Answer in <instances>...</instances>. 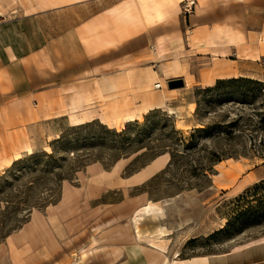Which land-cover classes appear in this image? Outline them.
<instances>
[{"label":"rangeland","instance_id":"1","mask_svg":"<svg viewBox=\"0 0 264 264\" xmlns=\"http://www.w3.org/2000/svg\"><path fill=\"white\" fill-rule=\"evenodd\" d=\"M40 7L0 0V15ZM175 59L178 68L159 84L164 93L171 80L184 86L137 120L18 122L7 138L9 124L0 126V221L10 230L0 237V264H146L142 251L182 259L264 239V186L246 193L264 181V91L191 87L189 59ZM144 94L161 89L148 85ZM54 174L64 180L53 201L32 210L19 204L45 196ZM33 177L40 180L30 186Z\"/></svg>","mask_w":264,"mask_h":264},{"label":"crops","instance_id":"2","mask_svg":"<svg viewBox=\"0 0 264 264\" xmlns=\"http://www.w3.org/2000/svg\"><path fill=\"white\" fill-rule=\"evenodd\" d=\"M183 1L41 0L33 12L0 15L6 138L18 122L107 125L162 109L178 95L159 84L166 69L178 68L175 57L189 59L191 87L231 78L264 82V0H188L194 2L189 14ZM194 58L201 59L200 70ZM157 84L161 95L144 94ZM160 252L141 255L146 264H264V239L182 259Z\"/></svg>","mask_w":264,"mask_h":264},{"label":"trees","instance_id":"3","mask_svg":"<svg viewBox=\"0 0 264 264\" xmlns=\"http://www.w3.org/2000/svg\"><path fill=\"white\" fill-rule=\"evenodd\" d=\"M240 83H242L244 85H252L253 86L252 90L256 91V92H263L264 91V87H263L262 82L257 81V80L247 79V78H231L228 80H226V79L225 80H217L213 87L206 88L205 91L206 92H213V91H216V90H218L224 86H229V85H233V84H240ZM260 122L262 124H264V114H262V119ZM88 124H91V123L83 124V125H80L78 127L88 125ZM113 133H115V132H113ZM43 156L46 158L45 163H48L55 158L54 153L44 154ZM39 180H40V178L38 179V178L33 177L32 180L29 181V185L33 186ZM63 180H64V178L62 177V175L54 174L53 178H52V184L46 190L47 193L45 196H43L42 198H40V197L37 198L34 202L29 203L30 205L25 204L26 201H28L27 199L25 200V202H23V203L20 202L19 204L23 205V207H26V210H32V208H34V207L39 208V207L45 206V204H49L51 201L54 200L57 189H58L57 187H55L54 184H60ZM263 186H264V181H262L258 184H255L252 188L247 189L246 193H249L251 191L256 192L257 190H259ZM27 205H29V206H27ZM4 229H6V228H5V224L2 220V221H0V237L1 238H5V237L9 236L10 230L4 231Z\"/></svg>","mask_w":264,"mask_h":264},{"label":"built area","instance_id":"4","mask_svg":"<svg viewBox=\"0 0 264 264\" xmlns=\"http://www.w3.org/2000/svg\"><path fill=\"white\" fill-rule=\"evenodd\" d=\"M193 5H194L193 1L185 0L184 7H183L184 13L185 14H189L192 11V9H193ZM155 88L156 89H160V85L159 84L155 85Z\"/></svg>","mask_w":264,"mask_h":264},{"label":"water","instance_id":"5","mask_svg":"<svg viewBox=\"0 0 264 264\" xmlns=\"http://www.w3.org/2000/svg\"><path fill=\"white\" fill-rule=\"evenodd\" d=\"M168 88L169 89H175V88H181L184 86L183 80H171L168 82Z\"/></svg>","mask_w":264,"mask_h":264},{"label":"bare ground","instance_id":"6","mask_svg":"<svg viewBox=\"0 0 264 264\" xmlns=\"http://www.w3.org/2000/svg\"><path fill=\"white\" fill-rule=\"evenodd\" d=\"M112 123V122H111ZM107 124V123H106ZM83 125V124H82ZM27 153H30V151L29 152H27ZM16 160H17V158H15ZM251 182V181H250ZM244 184H246V183H244ZM135 222H137V220H135ZM174 258H178V256L176 255Z\"/></svg>","mask_w":264,"mask_h":264}]
</instances>
